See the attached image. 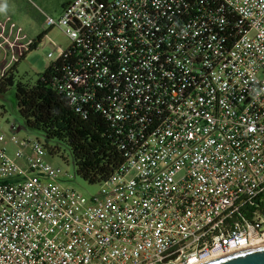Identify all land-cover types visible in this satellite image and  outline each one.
Returning a JSON list of instances; mask_svg holds the SVG:
<instances>
[{
	"label": "built area",
	"instance_id": "built-area-1",
	"mask_svg": "<svg viewBox=\"0 0 264 264\" xmlns=\"http://www.w3.org/2000/svg\"><path fill=\"white\" fill-rule=\"evenodd\" d=\"M44 25L74 47L77 108L130 149L86 195L0 126V264H196L263 243L264 0H68Z\"/></svg>",
	"mask_w": 264,
	"mask_h": 264
},
{
	"label": "trees",
	"instance_id": "trees-1",
	"mask_svg": "<svg viewBox=\"0 0 264 264\" xmlns=\"http://www.w3.org/2000/svg\"><path fill=\"white\" fill-rule=\"evenodd\" d=\"M67 1L61 3V9ZM52 28L38 33L0 76V93L13 88L24 125L44 137L42 141L51 155L65 161L71 158L77 176L91 184L101 183L120 167L130 146L122 147L127 137L117 133L103 109L91 102L78 109L69 89L62 86L76 60L74 47L69 45L61 56L51 60L36 81L18 78L19 62L39 47ZM255 203L264 209L263 197Z\"/></svg>",
	"mask_w": 264,
	"mask_h": 264
},
{
	"label": "rangeland",
	"instance_id": "rangeland-1",
	"mask_svg": "<svg viewBox=\"0 0 264 264\" xmlns=\"http://www.w3.org/2000/svg\"><path fill=\"white\" fill-rule=\"evenodd\" d=\"M64 0H1L0 1V32L10 35L9 42L0 38V76L5 66L10 61V54L14 50L19 51L18 43L27 42L33 39L41 30V20L44 19V13L58 17L61 12V3ZM3 34V33H2ZM70 39L65 32L58 28H52L48 36L40 47L29 52L26 57L19 62L18 78L30 82L36 81L39 74L49 65L51 60L59 56L50 58L48 52L52 51L56 45L67 47ZM14 45V46H13ZM17 59L19 55L16 54ZM0 105L5 109L0 118V126L9 130V122L15 121L22 129L19 134H29L32 137H39L44 141V137L36 130L27 128L19 113L14 89L10 88L7 92L0 93ZM50 160L62 167V182L70 185L82 193L89 195L97 193L100 189V183H88L75 173V166L71 158L69 161L63 160L59 156L50 157Z\"/></svg>",
	"mask_w": 264,
	"mask_h": 264
},
{
	"label": "water",
	"instance_id": "water-1",
	"mask_svg": "<svg viewBox=\"0 0 264 264\" xmlns=\"http://www.w3.org/2000/svg\"><path fill=\"white\" fill-rule=\"evenodd\" d=\"M196 264H264V243L222 254Z\"/></svg>",
	"mask_w": 264,
	"mask_h": 264
},
{
	"label": "crops",
	"instance_id": "crops-1",
	"mask_svg": "<svg viewBox=\"0 0 264 264\" xmlns=\"http://www.w3.org/2000/svg\"><path fill=\"white\" fill-rule=\"evenodd\" d=\"M45 14V13H44ZM40 32H42V31H46L47 30V27L44 25V19L43 20H41V24H40ZM39 32V33H40ZM3 33V34H2ZM4 34H5V32H0V38H3L4 40H6V42H9V40H10V35H5L4 36ZM48 34L49 33H47L46 35H45V37L43 38V41L45 40V38L48 36ZM33 39H31L30 41H27V42H20V43H18V47H19V51H16L15 50V52H14V50L11 52V54H10V61L8 62V64L5 66V68H4V70L2 71V74L12 65V63L17 59V57H16V54H18L19 56H20V54L22 53V51H24V50H26L27 48H28V45L30 44V42L32 41ZM42 41V42H43ZM14 46V45H13ZM39 47H40V45H39ZM38 47V48H39ZM1 74V75H2Z\"/></svg>",
	"mask_w": 264,
	"mask_h": 264
},
{
	"label": "bare ground",
	"instance_id": "bare-ground-1",
	"mask_svg": "<svg viewBox=\"0 0 264 264\" xmlns=\"http://www.w3.org/2000/svg\"><path fill=\"white\" fill-rule=\"evenodd\" d=\"M262 242L264 243V240ZM219 255H222V253H220V252H214L213 255L211 256V258L216 257V256H219ZM207 259H210V258H207ZM207 259H205V260H207Z\"/></svg>",
	"mask_w": 264,
	"mask_h": 264
}]
</instances>
